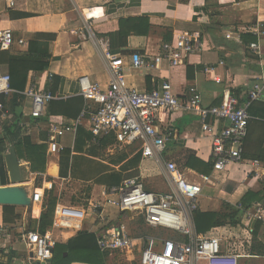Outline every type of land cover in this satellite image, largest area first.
Segmentation results:
<instances>
[{"label": "built area", "instance_id": "1", "mask_svg": "<svg viewBox=\"0 0 264 264\" xmlns=\"http://www.w3.org/2000/svg\"><path fill=\"white\" fill-rule=\"evenodd\" d=\"M8 8L15 6L14 0H4ZM95 8H88L83 13V25L78 30H71L82 40L90 39V21L95 16ZM249 31L259 34L257 27H248ZM226 38H231L227 33ZM14 45L25 46L26 41L16 39L10 28L0 29V51L10 50ZM197 39L189 33H181L160 45L158 54L147 57L141 53L131 54L127 63L132 69L143 70L158 67L162 62L167 66L179 65L197 49ZM250 48L258 51V44L251 43ZM110 78L105 88L90 80L87 75L77 79L76 95L86 101V107L76 119L62 118L60 122H47L44 131L46 154L59 155L68 145L62 141L70 136L73 144L77 128L83 126L90 134L88 144L111 136L114 143L123 147L136 145L140 161H149L163 168L166 190L147 189L139 176L127 177L104 196L96 208H68L57 205L50 227L40 233L19 228L18 238L25 247L28 261L35 264H50L53 250L59 242L55 234L62 229H79L86 217L95 216L104 220V230L95 231L97 247L101 252H118L126 256L138 253L139 264H239L242 256H249L252 230L242 228L249 219H261L264 206L255 205L243 209L240 218L239 234L234 226L225 225L207 233H197L193 215L200 208V197L204 186L215 183V174L227 170L230 165L243 166L247 175L257 174L264 177V160H247L244 154V139L248 122L251 118L249 108L255 101L264 98V77H258L249 87L246 99L242 103L231 94L218 105L204 106L199 93L194 92L184 98L173 93L168 80H163L157 88L140 91L128 84L122 56H112L105 45ZM52 75L48 76V80ZM8 74L0 72V95L12 92ZM21 94L29 100L28 115L32 119H41L46 113V104L51 100L65 97L53 94L36 84L29 83ZM184 112L197 117L200 129L210 137L212 170L209 174H193L180 168L173 160L164 159L167 141L174 135V130L165 124L168 113ZM4 106L0 101V131H3ZM87 115V116H86ZM1 133V132H0ZM195 176V177H194ZM44 187L34 186L31 204L42 205ZM237 208H243L241 204ZM82 211L79 227L66 226L63 221L71 217L59 210ZM114 209L118 215L126 214L125 221L111 218L105 212ZM104 209V215L103 214ZM141 218L144 224L153 229L171 231L177 238L133 235L134 218ZM236 227V226H235ZM12 226L0 220V250H7L14 240ZM31 254V256H30ZM11 264H25L24 260L12 259Z\"/></svg>", "mask_w": 264, "mask_h": 264}, {"label": "crops", "instance_id": "2", "mask_svg": "<svg viewBox=\"0 0 264 264\" xmlns=\"http://www.w3.org/2000/svg\"><path fill=\"white\" fill-rule=\"evenodd\" d=\"M14 2L15 6L8 8L5 1L0 0V29L10 28L14 37L23 39L26 45L35 32L56 34V39L50 44L49 50L51 55L58 59L52 61L45 71L34 74L27 85L34 83L42 89L48 82L49 75H59L61 80L57 94L65 98L76 95L77 79L81 75H87L101 88L106 87L110 78L108 60L105 55V45L109 51L107 34L118 31L119 21L126 18H147L148 33L146 35L130 34L127 37L126 46L122 50L115 49L110 54L124 58L126 80L129 85L140 91L157 88L161 81L168 80L176 96L184 98L197 92L204 106L218 105L228 94L242 103L252 83L258 77H264V0H68L69 7H58L61 0H14ZM88 8H95L97 17L90 21L92 38L82 40L71 30L82 27L83 13ZM21 13H27L29 16H22ZM248 27H257L259 34L249 31ZM181 33L195 36L197 49L179 65L169 67L162 62L158 67L148 70H136L127 65L132 53L138 52L152 57L159 53L163 42ZM227 33L231 34V38H226ZM253 42L258 44V51L250 48L249 45ZM26 45H18L20 47L18 50H25ZM259 101L264 102V98ZM22 104L23 115L20 122L22 127L28 123L34 124L36 131L28 135L35 143L43 142L41 133L45 132L47 122L36 121L29 117L30 103L26 97L23 98ZM6 113L11 117V114L5 111L3 124ZM250 116L244 140L245 159L264 160V111L251 108ZM165 124L174 130V135L167 141L164 159L173 160L178 165L181 156L190 151L203 162L209 161L211 158L210 137L201 131L195 115L184 112L168 113ZM64 144L71 148V155L74 156V143ZM55 156H47L46 168L48 159ZM24 163L30 177L23 187L30 197L35 186L32 184V179L36 173L31 172L28 162L24 161ZM183 169L188 170L191 176L200 174L191 168ZM244 169L243 166L230 165L227 170L215 174L216 182L212 186H207L214 189L216 196L207 208H202L200 205V210L219 211L222 202L236 206L240 204L247 191H260L264 195V178L257 174L247 175ZM57 170L58 165L54 162L48 166L46 174L57 177L55 173ZM227 180L237 183L235 190L230 193L222 189ZM11 184L7 172L3 178L0 175V187ZM202 199L203 197L200 203ZM255 205L264 206V199L254 202L250 208ZM108 210L106 209L105 212L111 218L118 215L116 210V212H108ZM41 211L42 205L31 204L30 214L24 213L22 219L11 229L14 240H11L13 242L9 249L13 252L14 259L24 260L25 264L34 263L27 260L25 247L19 241L20 236L19 238L17 236L19 228L29 229L28 219L38 220ZM62 213L72 214L71 217L66 216L67 221H63L64 225L79 227L82 211L62 208L59 210V215ZM102 215H104V209ZM90 217L95 216L86 217L79 229L56 231L59 242L65 243L78 230L89 232L104 230V220ZM238 224L233 229L236 234L240 233V227L252 230L249 256L240 257L239 264H264L263 255L250 253L253 237L264 244V216L261 219H249L240 227ZM224 226L213 227L210 231Z\"/></svg>", "mask_w": 264, "mask_h": 264}, {"label": "trees", "instance_id": "3", "mask_svg": "<svg viewBox=\"0 0 264 264\" xmlns=\"http://www.w3.org/2000/svg\"><path fill=\"white\" fill-rule=\"evenodd\" d=\"M20 15L29 16L27 13H21ZM148 29L149 22L145 17L121 19L119 21L118 31L107 34L109 39V52L112 53L115 49L122 50L126 46L127 37L130 34L146 35ZM55 39V33L35 32L28 39L25 50H17L12 47L10 50L0 51V72L9 75V85L12 90L8 96L4 94L0 95V101L4 106V111L11 114V119L3 124V134L0 137V175L2 178L6 176L3 155L6 151V142L8 141L14 147L18 159L28 162L31 172L36 173V187H41L42 176L45 172L48 173V166L54 162L58 165V170L55 172L56 176H58L59 171V175L65 177L67 171L64 167H69L68 159L71 156V148L67 147L59 153V156L56 155L54 158L48 159L46 168L47 146L44 141L47 139V132L41 133L42 143H35L29 135L21 134L22 125L20 122L23 115L22 100L24 98L21 92L24 91L27 83L34 74L45 71L52 61L58 59L57 57H53L49 50L50 44ZM60 80L61 77L59 75L53 74L51 79L45 84L44 89L56 94ZM85 107L86 101L78 95L51 100L46 104L45 116L41 119H36V121L60 122L62 118L76 119ZM251 108H258L264 111V102H253L248 110L250 115ZM88 140H90L89 132L83 126H79L77 128L73 150H76V146L80 141L87 143ZM110 142H114V139L108 136L102 138L98 144L94 145L105 147ZM137 154L139 159H141L140 153L137 152ZM243 156L245 157V141ZM178 166L180 168L187 167L194 169L201 174H209L212 170V160L210 158L208 162H203L189 151L184 156H181ZM137 173L138 171H134L129 173L128 176L134 177L137 176ZM236 187V182L227 180L224 182L222 189L230 193ZM53 190V185L48 190H44L42 211L38 220L29 219L30 230H34L37 227L40 233H44L50 227L57 202ZM262 199H264V195L260 191H247L240 201L243 207L241 209L228 202H222L219 211H202L199 209L193 215L195 230L197 233H206L211 228L217 226L227 224L235 226L240 221L243 209L250 207L254 202L261 201ZM19 210L15 206L0 207V220L13 228L22 219ZM250 253L264 256V244L255 237L252 238ZM13 257L14 254L10 249L0 250V264H11ZM106 261L107 253H103L98 249L96 234L82 230L77 231L65 243L58 242L56 244L50 264H71L73 262L106 264Z\"/></svg>", "mask_w": 264, "mask_h": 264}, {"label": "rangeland", "instance_id": "4", "mask_svg": "<svg viewBox=\"0 0 264 264\" xmlns=\"http://www.w3.org/2000/svg\"><path fill=\"white\" fill-rule=\"evenodd\" d=\"M69 5L68 0H61V4L58 7H69ZM13 47L17 50L20 48L18 45ZM10 118L9 114L6 113L5 122L10 120ZM35 129L34 124L28 123L22 127L21 134H33L36 131ZM0 132L1 137L3 131L1 130ZM62 141L69 143L71 141L70 136L64 137ZM9 144L7 141L4 154L7 152ZM19 160L25 164L22 159ZM68 160L69 167H64L67 171L65 177L59 174L57 177H52L45 172L40 183L44 187V190H48L52 185L54 186L53 194L57 198L56 206L59 204L68 208L85 210L91 206L92 209H95L97 203H101L104 200V196L111 191V187L118 185L117 183L129 177L128 174L134 171H138L137 176L143 180L147 189H167V183L162 177L163 175H161L163 174V167L149 161L141 162L137 154L136 145L123 147L114 142H110L107 146L102 147L80 141L76 146L74 156L71 155ZM35 183L36 176L32 179V184L35 185ZM24 184L26 185L27 183L16 184L11 187H23ZM37 184L39 183L37 182ZM215 196L216 194L213 188L204 186L201 193L203 199L200 203L202 208H207ZM107 209H109L108 212H116L114 209ZM30 210L31 204H28L27 207H22L19 211L21 215L24 213L29 215ZM113 218L125 221L127 216L126 214H122ZM129 227L133 235L138 238L145 236L177 238L171 231H162L147 227L141 218L138 217L132 220V226L129 225ZM106 264H139L138 253L134 252L126 256L118 252H108Z\"/></svg>", "mask_w": 264, "mask_h": 264}, {"label": "water", "instance_id": "5", "mask_svg": "<svg viewBox=\"0 0 264 264\" xmlns=\"http://www.w3.org/2000/svg\"><path fill=\"white\" fill-rule=\"evenodd\" d=\"M3 162L10 186L0 187V207L15 206L27 207L31 204L24 187H11L28 181L29 175L23 163L18 159L14 147L9 144L7 152L3 155ZM31 256V254H30Z\"/></svg>", "mask_w": 264, "mask_h": 264}]
</instances>
